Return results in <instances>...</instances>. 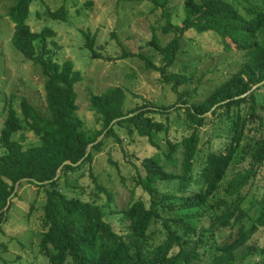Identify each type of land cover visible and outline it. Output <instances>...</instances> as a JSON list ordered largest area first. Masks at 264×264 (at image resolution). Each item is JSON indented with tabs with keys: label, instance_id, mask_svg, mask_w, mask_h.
Here are the masks:
<instances>
[{
	"label": "trees",
	"instance_id": "1",
	"mask_svg": "<svg viewBox=\"0 0 264 264\" xmlns=\"http://www.w3.org/2000/svg\"><path fill=\"white\" fill-rule=\"evenodd\" d=\"M11 1L6 14L14 23L12 43L40 66L49 117L42 116L26 98L20 101L19 114L13 107L6 106L0 130L3 149L0 154V223L5 219L4 207L15 185L24 180L44 192L38 248L49 264H200L195 262L200 258L197 251L200 246L205 251L220 252L206 264L233 261L235 248L245 242L239 238L244 234L242 224L248 215L240 205L241 190L256 176V168L264 163V114L259 110L253 90L250 91L253 85L264 80V0H244L246 5L239 0H184L181 24L171 20L170 0H148L154 9L161 11L162 32H171L173 36L165 45L155 39L151 41L162 55L161 65H155L141 53L137 56L144 60L146 68L159 71L164 83L171 84L176 102L166 106L145 101L125 111V92L121 87L90 93L95 122L101 126L93 131L76 113L75 84L81 81V73L73 68L70 60L59 63L48 55L45 37L54 35L55 31L48 27L40 32L32 31L26 22L32 0ZM48 15L66 20L67 10L61 5ZM188 30L212 31L224 48L234 45L244 57L236 71L196 101L188 89H177L192 77L186 72H167ZM82 35L90 56L99 57L94 49L95 35L84 30ZM35 40L39 42L38 48ZM172 112L177 115L176 124L186 132L174 141L167 138ZM156 113L162 118L156 119ZM221 114L230 126L227 142L222 143L221 151H207L198 176L208 185L206 193L222 188L224 196L230 197V204L224 202V207L217 212L216 203L205 205L206 193L182 195L180 200L173 201L175 190L181 194L188 191L193 162L199 152V127L206 123L209 115ZM115 126L125 128L129 136L135 132L145 137L150 145L159 149L161 143L156 141V135L163 132L168 146L163 157L155 153L142 161L144 175H139L136 183L148 194L149 200L132 198L122 210L120 219L127 226L123 233L115 231L105 220L104 207H109L108 212L116 211L111 206L113 194L93 173L90 176L95 192L106 195L104 205L79 196H67L59 189L60 174L76 171L85 161L90 162L88 146L99 150L102 140L98 137L102 134L116 136ZM24 127L38 136L37 144L25 147L23 133L17 139L13 137ZM232 165H236L234 173L224 179ZM223 179L225 184L221 185ZM165 180H176V188L158 196L156 185ZM209 209L217 213L211 215ZM154 223L161 224V228ZM257 223L264 226V205ZM228 226H237V236L228 243L218 244L215 232Z\"/></svg>",
	"mask_w": 264,
	"mask_h": 264
},
{
	"label": "rangeland",
	"instance_id": "2",
	"mask_svg": "<svg viewBox=\"0 0 264 264\" xmlns=\"http://www.w3.org/2000/svg\"><path fill=\"white\" fill-rule=\"evenodd\" d=\"M239 1L246 5L244 0ZM183 2L170 0L169 11L174 23H182ZM11 4V0H0V130L6 106L13 107L19 114L22 98H26L42 116L49 117L41 68L12 43L14 23L6 14ZM61 5L67 10L66 20L51 18L48 12ZM26 22L32 31L40 32L44 27L55 31L54 35L45 37L48 55L59 63L70 60L73 68L81 73V81L75 84L76 113L90 130L101 127L95 122L94 111L89 103L90 93L99 94L110 87H121L125 92V111L145 101L166 106L176 102L177 97L171 84L164 83L160 72L146 68L144 60L137 56L141 53L155 65H161L162 55L151 41L155 39L165 45L173 36L171 32H162L164 18L161 11L154 9L148 0H32ZM83 30L95 35L94 49L99 57L92 58L84 46ZM34 43L38 48V40ZM243 59L242 51L235 49L234 45L230 49L224 48L220 38L212 31L199 33L188 30L181 38L180 51L167 72H186L190 75L191 80L179 85L177 89H188L193 101H196L236 71ZM263 83L264 80L250 89L255 94L262 114ZM154 117L161 119L162 115L156 113ZM176 117V113L172 112L167 133V138L172 141L179 140L186 133L179 123L176 124ZM115 132L116 136L102 134L98 137L102 140L99 150L88 147L91 152L90 162L85 161L76 171L60 174L59 189L67 196H79L83 200H94L104 205L106 195L95 192L90 176L93 173L97 181L113 194L111 206L116 211L108 212L109 207H104V218L115 231L123 233L127 226L120 219L122 210L132 198L149 200L148 194L136 183L138 176L144 175L142 161L155 153L163 157V151H167L168 146L163 132L156 135V141L161 143L160 149L150 145L145 137L135 132L131 136L127 135L126 129L120 126H115ZM229 132V122L223 114L209 115L206 123L199 127V152L193 162L188 191L181 194L175 190L173 201L180 200L182 195L207 192L208 185L198 176L199 169L208 150H222L221 145L227 142ZM20 133L25 136V147L39 141L38 136L26 127L14 133L13 137L17 139ZM2 151L0 145V154ZM235 169L236 165L230 166L224 179L230 177ZM174 170L179 171V168ZM224 179L221 185L225 184ZM176 183V180L158 181L156 193L158 196L168 194L176 188ZM221 189L210 190L205 195V205L216 203L219 206L217 212L224 207V202L230 204V197L224 196ZM241 193L243 200L240 205L248 215L242 224L244 234L238 236L245 242L235 248V258L228 264H264V226L257 223L264 205V163L256 168V176L242 188ZM43 203L42 190L24 180L16 184L4 207L7 210L5 219L0 223V264H49L46 255L38 248ZM209 212L211 215L217 213L215 209H209ZM154 225L161 228V224ZM236 236L237 226L222 227L215 232L218 244L228 243ZM197 251L200 258L195 262L200 264L209 263L213 257L220 255V252L214 250L205 251L203 246Z\"/></svg>",
	"mask_w": 264,
	"mask_h": 264
},
{
	"label": "water",
	"instance_id": "3",
	"mask_svg": "<svg viewBox=\"0 0 264 264\" xmlns=\"http://www.w3.org/2000/svg\"><path fill=\"white\" fill-rule=\"evenodd\" d=\"M89 146H90V145H89ZM89 146H88V147H89ZM74 164H76V163H74ZM15 186H16V185H15ZM14 188H15V187H14ZM13 191H14V190H13ZM12 193H13V192H12ZM12 193H11V195H12ZM11 195H10V196H11ZM9 199H10V197L8 198V200H9Z\"/></svg>",
	"mask_w": 264,
	"mask_h": 264
}]
</instances>
